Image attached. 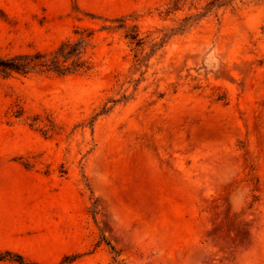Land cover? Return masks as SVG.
<instances>
[{"label": "rangeland", "instance_id": "obj_1", "mask_svg": "<svg viewBox=\"0 0 264 264\" xmlns=\"http://www.w3.org/2000/svg\"><path fill=\"white\" fill-rule=\"evenodd\" d=\"M21 56L0 164L44 175L0 185L48 188L55 224L0 264H264V0H0V60Z\"/></svg>", "mask_w": 264, "mask_h": 264}, {"label": "crops", "instance_id": "obj_2", "mask_svg": "<svg viewBox=\"0 0 264 264\" xmlns=\"http://www.w3.org/2000/svg\"><path fill=\"white\" fill-rule=\"evenodd\" d=\"M0 165H4L3 167L0 166V169L8 170L0 172V175L6 177L19 175L26 180L32 181L38 176L44 175L40 172L34 171L36 169L44 168L40 163L31 164L33 166H24L21 162L7 161ZM47 193L48 188L32 183L0 185V242L14 240L19 237L24 239L31 238L33 240L47 238L49 233L47 230L48 225L55 224V219L49 221L47 212L40 210L38 204V200ZM18 199L26 200V205L34 208L31 210V212H33V218L28 222L22 220L16 221L14 219L16 209L24 206L23 201L18 202ZM25 223L30 225L29 228H22V230L17 232L10 229L14 224L23 225ZM51 233L52 235H55V231H52Z\"/></svg>", "mask_w": 264, "mask_h": 264}, {"label": "trees", "instance_id": "obj_3", "mask_svg": "<svg viewBox=\"0 0 264 264\" xmlns=\"http://www.w3.org/2000/svg\"><path fill=\"white\" fill-rule=\"evenodd\" d=\"M62 53L63 51L62 49H60L58 54L62 55ZM32 61L33 60H30L27 56H21V57L14 58L12 60H7V61L0 60V71L1 72L15 71V72H21L25 74L27 70L32 69V64H31ZM34 66L44 67L45 64L42 62H39L38 64H35ZM51 67L52 69H58V65L54 61L52 62Z\"/></svg>", "mask_w": 264, "mask_h": 264}]
</instances>
